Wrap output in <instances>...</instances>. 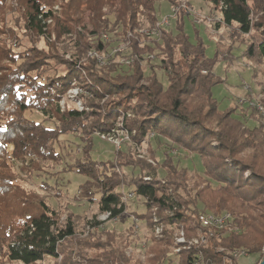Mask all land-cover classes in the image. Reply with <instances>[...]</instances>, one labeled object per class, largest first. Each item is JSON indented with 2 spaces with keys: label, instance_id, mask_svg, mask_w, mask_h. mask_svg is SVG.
Here are the masks:
<instances>
[{
  "label": "trees",
  "instance_id": "16d2710c",
  "mask_svg": "<svg viewBox=\"0 0 264 264\" xmlns=\"http://www.w3.org/2000/svg\"><path fill=\"white\" fill-rule=\"evenodd\" d=\"M9 1L0 0V261L40 264L45 257L56 262L61 257L59 264H142L126 255L131 242L124 234L104 230L86 235L78 214L62 220L49 196L24 188L20 181L25 179L15 169L21 163L25 178L32 179L44 172L46 162L61 166L64 156L57 145L62 136L107 133L120 118L137 144L156 132L198 155L205 166V175L194 183L186 168H180L170 155L162 164L153 165L135 154L117 151L114 161L97 162L90 156L92 141L84 147L82 159L66 166L87 178L80 186L81 198L96 202L99 213H110L111 219L125 212L123 190L134 191L143 200L142 211L135 214L152 231L148 264H171L168 253L175 230L184 229L189 240L196 236L200 211L231 212L241 233L215 236L205 246L183 250L182 264H191L200 251L204 263L226 264L221 248L244 249L263 258L262 127H247L235 118L234 108L219 111L212 95L213 86L222 82L214 73L217 59H209L203 43H193L186 35L184 21L189 15L178 14L176 29L164 30L158 42L139 33L160 21L158 0H16L26 33L48 39L51 31L63 43L73 42L75 52L66 58L69 48L63 44L48 51L33 46L15 50L10 44L15 31L8 25V15L17 10L11 9ZM168 1L172 7L180 0ZM202 1L221 13L222 24L235 25L242 36L254 33L243 56L264 61V0ZM83 3L89 6L88 23ZM105 33L117 34L119 39H104ZM129 33L134 35L132 63L115 62L122 53L105 66L89 56L91 51L104 56ZM147 54L159 59L166 85L154 66L146 76L143 61ZM53 66H64L66 72L50 75ZM75 83L91 95L83 97L89 109L62 111L59 102ZM31 111L46 118L31 120L27 117ZM53 119L55 127L45 125ZM214 122L218 131L210 126ZM181 128V135L176 134ZM247 149L254 155L241 158ZM151 157L155 159L154 150ZM128 167L139 174H128ZM160 169L166 173L163 178ZM200 183L206 185L200 188ZM101 224L92 226L96 229ZM157 226L162 227L161 236L154 234Z\"/></svg>",
  "mask_w": 264,
  "mask_h": 264
},
{
  "label": "rangeland",
  "instance_id": "374dc122",
  "mask_svg": "<svg viewBox=\"0 0 264 264\" xmlns=\"http://www.w3.org/2000/svg\"><path fill=\"white\" fill-rule=\"evenodd\" d=\"M189 2L192 13L191 15L185 14L189 15L190 18H185L184 31L193 43L198 42V40L203 43L206 56L209 59H217L214 73L218 78L222 79V82L213 86L212 95L217 102L219 111L225 112L232 108L236 109L234 114L236 119L250 128L255 126L262 127L261 129L264 134V61L259 58L250 60L246 56H243L246 45L254 41V33L249 36H242L235 25L228 27L221 23L222 20L221 22L218 21L217 19L221 18V13L212 10L210 4L202 0H189ZM9 4L12 6L11 9L17 10V12L15 11L8 15V25L15 31V35L10 39V44L15 50H24L29 46H33L39 50L48 51L51 46H58V48H61L63 44L69 48V53H67L66 58L72 56L75 52L73 42L66 41L67 44L63 43L61 39H57L54 32L50 31L51 35H49L48 39L38 38L35 35L26 33L25 23L18 11L19 6L16 0H10ZM156 7L160 20L171 13V5L168 0H158ZM54 9L60 15V6L56 5ZM81 10L84 12L86 23H88V4L83 3L81 5ZM104 11L107 12L106 9H104ZM111 18L113 20V17ZM200 18L204 20L210 18L212 21L208 22L205 20L201 24H197L194 20ZM213 20H215V22H213ZM217 23L220 24V27L216 25ZM170 29H176L175 20L172 21ZM104 35L108 37V40L110 37L119 39L117 34L105 33L102 35L103 38ZM73 37H75V34H73ZM117 42L122 41L119 40ZM117 42H115L114 47L107 53L108 55L105 54L103 56L104 58L101 61L103 65L98 60L101 66H105L113 57L112 50L117 46ZM60 54L62 55L61 50ZM130 54L131 50L128 48L123 53L122 57L128 59ZM152 56L151 59H144L143 61L146 67L145 74L148 76L150 73L149 67L154 66L161 80L166 85L167 81L164 69L160 65L159 59H156L154 55ZM119 60L121 59L116 58L115 62ZM126 69L125 67V70ZM65 72L66 68L64 66H53L49 74L58 76ZM77 88L81 90H77ZM84 96L91 98V95L82 85L73 84L59 102L61 110L64 111L68 108H75L80 111L88 110L89 107H87L86 100L84 101L83 99ZM256 105L261 106L263 109H260ZM27 117L35 121H42L46 118L42 113L37 111L27 112ZM121 120L122 118H120L116 122L115 127L109 131L110 133L113 130L117 131L114 135H116L119 141L126 139V131L129 133V139L121 142L120 147L112 141L101 139L98 135H95L100 131L87 134L84 137L82 133L67 134L61 137L57 145V150L64 156V164L55 167L53 162H46L44 172L35 175L32 179L25 178V174L19 167L21 163L17 162L15 169L25 179L20 181V184L24 188L35 190L41 195L49 196L50 204L60 212L62 220H65L71 213H75L78 214L80 225L85 230L86 235L92 231L103 232L104 230H115L117 233L124 234L127 240L131 242L126 250V255L140 259L142 264H148V259L150 258L148 254V248L150 246L149 228L146 226V223H143L144 221H141L138 223V231H135L134 234H131L128 230L133 224L132 217H136L137 215L135 213L142 211L143 200L138 196L129 199L125 204V212L123 215L116 220L105 222L100 229L96 225L95 229L92 223L102 219L98 211L97 203L83 199L80 195V186L85 183L87 178L79 175L74 170H68L66 166L75 164L77 160L82 159L84 153L83 149L91 141L93 145L90 156L97 162L114 161L118 154L117 151L127 154L132 153L139 158H141L139 156L141 151L144 154V158L142 159L153 165H157V162L162 164L166 156L170 155L173 157L174 161L179 164L180 168H186L188 174L192 176L191 182L194 183H198L199 180L197 178L205 175V166L198 155L190 153L185 148L176 144L173 139L161 136L156 132L149 133L148 137H146L141 144H137L133 141L131 132L124 127V123ZM45 125L48 127H55L57 121L54 119L46 121ZM210 126L215 130L218 129L215 122L210 124ZM182 130V128L177 129L176 134L181 135ZM152 150L155 151V159L151 157ZM262 150L264 153V143ZM251 155H254L253 151L247 149L240 156L243 159H247ZM260 162L263 164L264 172V156L260 157ZM126 172L128 174H132L133 172L135 175L139 174V170H134L129 167L126 168ZM165 174V171L160 169L159 177L163 178ZM246 174L250 173L247 172ZM205 185L204 183L201 184L200 188ZM213 185L216 186L215 183H213ZM45 186H48V189H45ZM259 260L260 255L252 254L249 257H241L240 263L253 264ZM60 261L61 257H59L58 262L51 257H45L40 264H59ZM0 264L24 263L7 261L2 263V261H0Z\"/></svg>",
  "mask_w": 264,
  "mask_h": 264
},
{
  "label": "built area",
  "instance_id": "2783aa9c",
  "mask_svg": "<svg viewBox=\"0 0 264 264\" xmlns=\"http://www.w3.org/2000/svg\"><path fill=\"white\" fill-rule=\"evenodd\" d=\"M189 4H190L189 0H180L178 4L171 7L170 15L163 17L157 23V25L154 28H147V27L142 28L139 30V33L141 35H143L144 37L150 39V40H153V41L155 40V41L159 42L160 38L162 36V32L164 30L170 29L172 21L176 19L178 14L183 13V14L191 15L192 9H191ZM205 20L208 22L212 21L210 18H206ZM205 20L200 18V19H195L194 21L197 24H201ZM217 20L221 22L222 15H221V18H218ZM213 22H215V20H213ZM132 38H134V35L132 33H129L126 37V40H121L122 42H117V46H115V48L112 50V56L116 55L117 53L123 54L128 48L130 49V45H131L130 43H131ZM104 39L108 40V37L106 35H104ZM89 56H95L100 61V63L103 65V63L101 61L103 60L104 57L99 55L97 52L91 51L89 53ZM144 57H145V60H147V59H151V57H153V56L147 54ZM124 58L125 57L120 58L121 60H119V62L123 63V64H129V63H132L134 61V58L130 57V56L128 59H124ZM77 90H81V89L77 88ZM256 106H258L260 109H263L259 105H256ZM115 132L117 133V131H114V130L111 133L110 132H108V133L97 132L95 135H98L101 139H106V140L112 141L115 144H118L120 147L121 142L129 139V133L126 131V134H127L125 136L126 139L119 141V139L117 140L116 135H114ZM140 153L141 154L139 156L141 158H144V154L141 151H140ZM150 161L153 162L152 160H150ZM145 179H149V178L147 177ZM135 196H137L136 192H134V191L126 192L123 190L122 202H123L124 206L129 199H131ZM100 217H102V219L100 220V222H102V224L98 226L99 229L101 227H103L105 222L110 221V220H116L119 218V217H117L115 219H111L110 213L101 214ZM197 220H198L197 234H196V236H194L190 240L187 239L184 229L177 228L175 230V234H174L175 241H174V244L170 247V251L168 253V259H169L171 264H182L181 263L182 251L186 250V249H190L191 246H205L208 244L210 238L215 237V236L225 237V236H229L232 234H240L241 233V228H240L239 224H237L236 218L229 211H223L220 213L200 211L198 213ZM132 221H133V224L131 226L130 233L134 234L135 231H138V228H139L138 223L141 221L143 222V220L139 219L137 216L136 217L133 216ZM143 223H145V222H143ZM149 231H150V236H151L152 231L150 228H149ZM154 234L156 236H161L162 227L157 226L155 228ZM220 251L225 252L224 263H226V264H241L240 263L241 257L251 256L244 249H227V250H225V249L221 248ZM262 253L264 254V248L262 250ZM263 257H264V255H263ZM204 260H205V258L203 256L202 252L200 251L197 254L196 258L193 259L191 264H208V263H204ZM262 260H263V258H261L259 261L255 262L253 264H261ZM212 264H216V263H212Z\"/></svg>",
  "mask_w": 264,
  "mask_h": 264
},
{
  "label": "water",
  "instance_id": "95a60500",
  "mask_svg": "<svg viewBox=\"0 0 264 264\" xmlns=\"http://www.w3.org/2000/svg\"><path fill=\"white\" fill-rule=\"evenodd\" d=\"M261 264H264V257H263V260H262Z\"/></svg>",
  "mask_w": 264,
  "mask_h": 264
}]
</instances>
